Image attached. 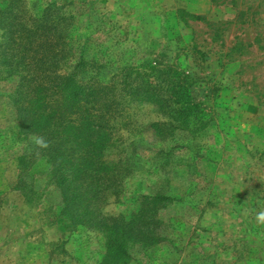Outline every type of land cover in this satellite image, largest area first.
<instances>
[{"label":"rangeland","instance_id":"1","mask_svg":"<svg viewBox=\"0 0 264 264\" xmlns=\"http://www.w3.org/2000/svg\"><path fill=\"white\" fill-rule=\"evenodd\" d=\"M68 10L97 30L102 79L126 63L173 65L189 79L187 103L198 107L194 140L185 131L156 139L152 123L179 121L149 104L127 105L118 122L114 140L135 136L139 165L101 212L124 218L138 197L171 198L144 205L141 236L133 238L142 243L131 241L128 264H264L257 219L264 213V0H76ZM16 86V78L0 79V264H102L104 238L57 217L60 193L44 159L16 185V158L33 142L7 131ZM157 159L165 163L160 172L152 168Z\"/></svg>","mask_w":264,"mask_h":264},{"label":"trees","instance_id":"2","mask_svg":"<svg viewBox=\"0 0 264 264\" xmlns=\"http://www.w3.org/2000/svg\"><path fill=\"white\" fill-rule=\"evenodd\" d=\"M75 1L0 0V79H17L15 93L9 95L13 121L7 131L17 142H34L16 158V185L26 184L23 177L38 156L44 159L49 182L60 193L59 220L67 219L70 227L94 229L104 238L102 264H128L131 241L142 243L133 238L141 236L144 205L157 207L171 198L138 197L136 210L124 218L101 212L133 172L132 163L139 165L133 162L138 154L135 136L119 147L114 140L123 128L118 122L127 105L149 104L179 121L177 126L152 123L149 128L156 139L165 143L178 137L174 131H185L194 140L200 130L191 129L190 122L198 107L187 103L189 79L173 65L126 63L102 79L103 44L92 39L97 32L92 25L68 10ZM41 138L47 148L36 144ZM114 151L119 155L112 159ZM164 165L157 159L152 168L160 172Z\"/></svg>","mask_w":264,"mask_h":264},{"label":"clouds","instance_id":"3","mask_svg":"<svg viewBox=\"0 0 264 264\" xmlns=\"http://www.w3.org/2000/svg\"><path fill=\"white\" fill-rule=\"evenodd\" d=\"M36 144L40 147V148H47L48 145L47 143L41 138V139H37L36 140ZM259 221L264 222V213H260V215L257 218Z\"/></svg>","mask_w":264,"mask_h":264}]
</instances>
